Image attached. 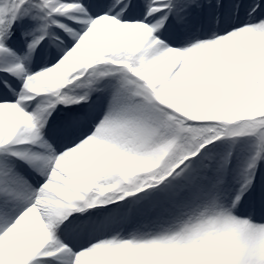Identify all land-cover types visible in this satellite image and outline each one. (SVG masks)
Returning <instances> with one entry per match:
<instances>
[{
  "label": "snow or ice",
  "instance_id": "snow-or-ice-1",
  "mask_svg": "<svg viewBox=\"0 0 264 264\" xmlns=\"http://www.w3.org/2000/svg\"><path fill=\"white\" fill-rule=\"evenodd\" d=\"M0 264H264V0H0Z\"/></svg>",
  "mask_w": 264,
  "mask_h": 264
}]
</instances>
